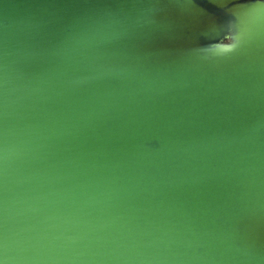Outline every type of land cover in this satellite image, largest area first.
Segmentation results:
<instances>
[{"label": "water", "instance_id": "water-1", "mask_svg": "<svg viewBox=\"0 0 264 264\" xmlns=\"http://www.w3.org/2000/svg\"><path fill=\"white\" fill-rule=\"evenodd\" d=\"M0 261L264 264V0H0Z\"/></svg>", "mask_w": 264, "mask_h": 264}, {"label": "snow or ice", "instance_id": "snow-or-ice-1", "mask_svg": "<svg viewBox=\"0 0 264 264\" xmlns=\"http://www.w3.org/2000/svg\"><path fill=\"white\" fill-rule=\"evenodd\" d=\"M233 45L229 44L227 47H232ZM0 264H3V261H0Z\"/></svg>", "mask_w": 264, "mask_h": 264}]
</instances>
